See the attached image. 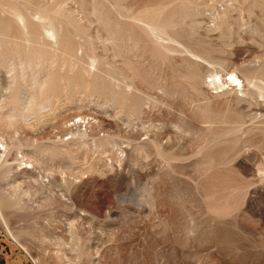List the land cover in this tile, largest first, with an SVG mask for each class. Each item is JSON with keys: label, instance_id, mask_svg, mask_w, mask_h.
I'll return each mask as SVG.
<instances>
[{"label": "rangeland", "instance_id": "obj_1", "mask_svg": "<svg viewBox=\"0 0 264 264\" xmlns=\"http://www.w3.org/2000/svg\"><path fill=\"white\" fill-rule=\"evenodd\" d=\"M0 264H264V0H0Z\"/></svg>", "mask_w": 264, "mask_h": 264}, {"label": "bare ground", "instance_id": "obj_2", "mask_svg": "<svg viewBox=\"0 0 264 264\" xmlns=\"http://www.w3.org/2000/svg\"><path fill=\"white\" fill-rule=\"evenodd\" d=\"M48 34L52 36L51 31H48ZM230 78H231L232 83H234L235 86L240 85V81L234 75L230 74Z\"/></svg>", "mask_w": 264, "mask_h": 264}]
</instances>
